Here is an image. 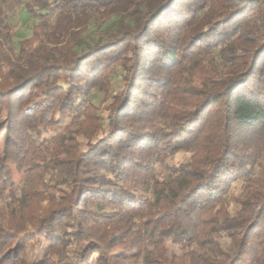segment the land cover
<instances>
[{"label": "trees", "instance_id": "obj_1", "mask_svg": "<svg viewBox=\"0 0 264 264\" xmlns=\"http://www.w3.org/2000/svg\"><path fill=\"white\" fill-rule=\"evenodd\" d=\"M2 2L0 264H179L166 239L183 264H264V162L227 199L264 160V0H14L39 19L17 47Z\"/></svg>", "mask_w": 264, "mask_h": 264}, {"label": "rangeland", "instance_id": "obj_2", "mask_svg": "<svg viewBox=\"0 0 264 264\" xmlns=\"http://www.w3.org/2000/svg\"><path fill=\"white\" fill-rule=\"evenodd\" d=\"M14 0H3L2 8L6 13L7 21L10 25L11 34H12V42L15 47L18 45V41L22 38L29 37L32 34V26L39 21L38 18L31 16L23 4H17L14 6H9ZM30 2H37L39 0H29ZM51 1V0H50ZM114 19V18H113ZM113 19L107 20L103 23L100 28H97L96 23L93 22L89 25L88 29L85 31L87 36V40H93L100 34L101 29L106 27ZM65 75V73H63ZM112 82H113V89L116 90L120 87V80L118 78V74L116 72V67L113 69L112 72ZM194 83H199L197 80ZM90 101L94 103L97 107H99L98 113L100 115L104 114L105 105L108 102V98L105 96L104 91L100 88H93L89 95ZM3 116L0 114V119ZM68 120L65 119L60 123L57 129H51L48 132L44 133V136L50 137L51 135L55 134V132L62 131L64 126L67 124ZM76 126H72L75 128ZM83 139L81 136L79 137ZM190 155V151H178L173 155H169L163 164L157 165V179L162 181L167 178L169 175V169L166 168L165 165H175L180 162H183L188 159ZM263 162L264 160L261 159L260 163L254 168L252 176L249 180L239 179L231 184L230 190L227 194V199L230 203L231 211H234L236 208L239 207V204L242 199L247 197V195L253 190L260 189V182L262 181L263 176ZM13 178L16 181L22 179L21 173H19L16 169H13ZM154 188V187H153ZM153 192V190H152ZM152 192L146 193L149 197L152 195ZM5 205V202H1ZM172 214L167 215V220L172 222ZM28 239L32 242V249L29 250L30 256H38L44 248L47 246V238L46 236L40 233H32L29 234ZM165 254L169 256L171 259L176 260L179 264H183L185 262L186 256V247L183 246L181 243L172 242L169 239L165 241ZM222 242H225V239H222ZM226 247H228V243H225Z\"/></svg>", "mask_w": 264, "mask_h": 264}]
</instances>
